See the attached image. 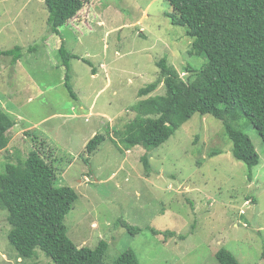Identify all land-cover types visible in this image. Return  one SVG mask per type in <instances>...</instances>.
Here are the masks:
<instances>
[{"label":"rangeland","instance_id":"rangeland-1","mask_svg":"<svg viewBox=\"0 0 264 264\" xmlns=\"http://www.w3.org/2000/svg\"><path fill=\"white\" fill-rule=\"evenodd\" d=\"M172 11L167 0H91L73 19L77 24L58 35L44 0H0V49L24 48L17 63L0 55V108L17 122L0 151V172L38 147L58 185L79 195L65 220L67 234L79 247L105 240L108 264L129 249L140 264H220L222 247L243 264H264V142L245 117L234 125L260 155L252 168L233 156L223 121L210 114L195 113L152 150L126 149L118 134L135 116L138 90L159 78L161 58L186 80L188 65L199 69L207 61L190 53L192 39L172 23ZM61 41L81 56L71 61L77 98L65 86ZM164 92L161 83L152 94ZM96 133L105 140L89 154ZM8 215L0 208V264H55L40 248L19 257ZM125 221L139 231L129 232Z\"/></svg>","mask_w":264,"mask_h":264},{"label":"trees","instance_id":"trees-1","mask_svg":"<svg viewBox=\"0 0 264 264\" xmlns=\"http://www.w3.org/2000/svg\"><path fill=\"white\" fill-rule=\"evenodd\" d=\"M44 1L51 32L59 35L62 26L77 24L73 19L91 0ZM167 1L173 7L167 13L172 23L184 26L192 39L190 53L206 57L207 61L199 69L188 65L186 70L191 76L186 80L167 57L161 58L159 78L138 90L140 99L132 105L135 116L123 130H118L122 142L126 149L142 145L152 150L166 142L195 113L210 114L223 121L225 133L232 141L233 156L250 168L258 165L260 155L252 139L234 121L240 115L245 117L264 142V0ZM23 51L22 46H15L0 49V55L10 56L17 63ZM58 51L65 68V86L77 98L71 82V61L81 56L71 52L65 41ZM161 83L165 92L153 95ZM16 123L0 108V151L8 146V132ZM104 140V134L96 133L86 145L87 152L94 153ZM142 158L149 173V156ZM57 181L54 165L38 147L25 160L6 162L0 172V208L9 212V241L22 260L35 256L40 248L55 264H108L105 240L95 248L79 247L67 234L65 220L79 195L72 186L58 185ZM124 225L131 233L139 231L127 221ZM175 234L166 231V235ZM180 237L185 239L186 235ZM216 258L220 264H243L225 247L216 252ZM111 264L140 262L136 251L129 249Z\"/></svg>","mask_w":264,"mask_h":264},{"label":"crops","instance_id":"crops-1","mask_svg":"<svg viewBox=\"0 0 264 264\" xmlns=\"http://www.w3.org/2000/svg\"><path fill=\"white\" fill-rule=\"evenodd\" d=\"M61 42H62V41H61ZM95 75H97V72H96V74H95ZM30 99H31V97H30ZM14 127H15V126H14ZM12 128H13V127H12ZM12 128H11V129H12ZM11 129H10V130H11Z\"/></svg>","mask_w":264,"mask_h":264}]
</instances>
